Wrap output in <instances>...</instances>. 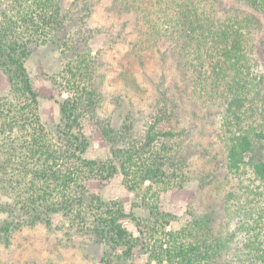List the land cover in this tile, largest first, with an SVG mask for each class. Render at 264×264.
Returning <instances> with one entry per match:
<instances>
[{
	"label": "trees",
	"instance_id": "obj_1",
	"mask_svg": "<svg viewBox=\"0 0 264 264\" xmlns=\"http://www.w3.org/2000/svg\"><path fill=\"white\" fill-rule=\"evenodd\" d=\"M235 2L244 9L228 11L221 0L184 1L171 42L180 49L184 88L223 108L221 145L233 182L225 199L235 231L220 234V208L202 204L198 195L188 208L190 222L169 229L176 216L165 209V196L194 179L182 87L175 94L165 83L157 86L141 132L131 117L115 128L100 117L99 64L83 33L69 32L73 13L63 0H0V70L10 85L0 98V245L10 246L23 227L50 226L53 216L63 215L104 245V264H135L139 252L148 256L145 264H264V64L256 58L264 47V0ZM48 44L75 51L54 78L67 97L57 102L60 121L52 127L41 121L26 64L36 47ZM97 130L111 147L106 162L86 156ZM117 175L145 216L91 194L92 178L110 182ZM203 177L201 192L218 174ZM242 237L245 246L231 251Z\"/></svg>",
	"mask_w": 264,
	"mask_h": 264
},
{
	"label": "rangeland",
	"instance_id": "obj_2",
	"mask_svg": "<svg viewBox=\"0 0 264 264\" xmlns=\"http://www.w3.org/2000/svg\"><path fill=\"white\" fill-rule=\"evenodd\" d=\"M184 1L63 0V7L73 13L69 32L76 36L83 33L87 48L92 50L99 64L97 76L104 94L100 117L109 118L113 127L120 128L131 117L137 132H141L155 107L159 84H167L175 94L179 86L186 92L181 115L185 127L193 133L190 157L194 179L165 196V209L176 216L169 229L175 231L190 222L188 208L198 195L202 204L211 203L220 208L217 231L227 234L235 231V222L225 199L233 182L221 145L223 108L203 97L195 98L191 89L184 88L180 49L171 45L178 38L175 30L179 26L175 18ZM221 2L228 11L244 9L235 0ZM71 50L62 53L54 44L39 46L26 63L40 95L41 121L48 127L60 121L57 102L67 94L59 90L54 78H58L66 63L74 59L75 51ZM256 58L264 64V47L259 48ZM262 68L264 70V65ZM9 92L8 79L0 70V98L7 97ZM86 156L99 162H106L111 157V147L99 130L93 135ZM207 172H216L218 177L201 192V180ZM89 184L91 194H98L106 202H121L128 214L134 211L139 216L146 215L134 208L136 197L125 189L121 175L110 182L92 178ZM3 200L0 194V202ZM125 226L139 236L131 220H125ZM245 242L243 237L238 238L231 251L244 247ZM104 250V245L93 236L72 228L63 215H55L52 225L23 227L14 233L10 246L0 245V264H104ZM228 258H233L232 252ZM147 261V255L136 253L135 264Z\"/></svg>",
	"mask_w": 264,
	"mask_h": 264
}]
</instances>
